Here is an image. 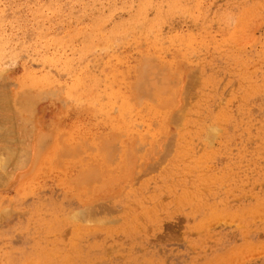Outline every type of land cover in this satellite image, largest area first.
<instances>
[{
	"label": "rangeland",
	"instance_id": "rangeland-1",
	"mask_svg": "<svg viewBox=\"0 0 264 264\" xmlns=\"http://www.w3.org/2000/svg\"><path fill=\"white\" fill-rule=\"evenodd\" d=\"M0 163V264H264V0H0Z\"/></svg>",
	"mask_w": 264,
	"mask_h": 264
},
{
	"label": "bare ground",
	"instance_id": "bare-ground-1",
	"mask_svg": "<svg viewBox=\"0 0 264 264\" xmlns=\"http://www.w3.org/2000/svg\"><path fill=\"white\" fill-rule=\"evenodd\" d=\"M209 133V132H208ZM208 135V134H207ZM1 164V163H0Z\"/></svg>",
	"mask_w": 264,
	"mask_h": 264
}]
</instances>
